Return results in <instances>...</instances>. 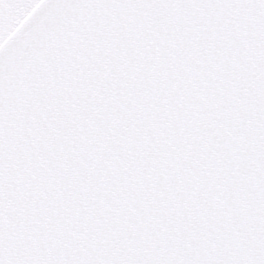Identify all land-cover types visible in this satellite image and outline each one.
Here are the masks:
<instances>
[{
  "label": "snow or ice",
  "instance_id": "obj_1",
  "mask_svg": "<svg viewBox=\"0 0 264 264\" xmlns=\"http://www.w3.org/2000/svg\"><path fill=\"white\" fill-rule=\"evenodd\" d=\"M0 264H264V0H0Z\"/></svg>",
  "mask_w": 264,
  "mask_h": 264
}]
</instances>
